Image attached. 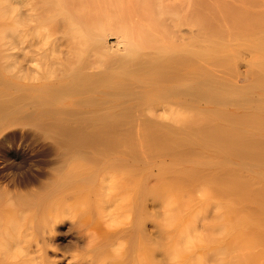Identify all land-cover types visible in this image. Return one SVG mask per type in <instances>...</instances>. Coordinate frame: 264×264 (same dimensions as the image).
Here are the masks:
<instances>
[{
	"label": "bare ground",
	"instance_id": "1",
	"mask_svg": "<svg viewBox=\"0 0 264 264\" xmlns=\"http://www.w3.org/2000/svg\"><path fill=\"white\" fill-rule=\"evenodd\" d=\"M0 1L5 4L0 2V47L19 48L15 58L19 63V101L15 102L20 103L23 112L30 110L42 119H50L44 122L48 127L54 124L52 120L60 121L56 117L63 111L68 118L74 115L75 120L79 114L83 117L81 122L78 116L80 125L73 118L71 123L66 118L59 122L69 121L61 123L63 126L54 121L62 126L57 128L56 124L55 128L69 129L72 122L76 123L79 127L71 125V130L86 129L85 134H92L101 146L108 140L122 145L127 130L136 131V135L138 131L147 132L151 146L144 144L146 139L139 142L142 140L147 149L151 147L150 155L140 148L142 144H137L135 133H131L134 138H129L130 145L134 142L132 154L136 152L138 158H143V153L150 156L145 163V175H153L151 167L156 164V175H183L197 183H210L213 196L225 202L229 220L227 240L243 243L239 256L245 257L246 264H264V0ZM97 8L109 18L100 17ZM117 8L125 16L121 25L117 20L123 18L116 15ZM199 26L210 37L208 45L200 41ZM113 35L117 37V49L109 44ZM242 48L250 52L245 61L250 80L245 78L247 83L238 85L242 82L236 84V79L226 78V71L224 77L221 73L226 68H238L235 65L240 60L235 59L240 55L236 54L235 61L231 55ZM204 62L212 68L202 66ZM216 69L221 70L215 71L221 76L213 72ZM232 74L231 70L228 76ZM35 118L38 124L41 120ZM9 138L17 140L18 136L11 134ZM87 140L93 144L92 139ZM158 143L165 144V150ZM63 152L56 148L55 155L67 157ZM163 153L170 156L168 162L154 161L155 156ZM82 155L84 158L85 154ZM39 176H18L15 188L27 189L38 182ZM13 198L16 199L13 196L9 201L12 205L16 201ZM5 214L8 216V212ZM2 234L1 239L6 237Z\"/></svg>",
	"mask_w": 264,
	"mask_h": 264
},
{
	"label": "rangeland",
	"instance_id": "2",
	"mask_svg": "<svg viewBox=\"0 0 264 264\" xmlns=\"http://www.w3.org/2000/svg\"><path fill=\"white\" fill-rule=\"evenodd\" d=\"M13 1L15 2V0ZM5 2L9 5V2ZM1 4L5 5L3 2ZM97 9L100 10L97 12L101 13V9ZM120 10L117 8L115 11L118 17L121 14ZM13 11L14 9L10 13ZM111 14L113 15V13ZM103 16H105L104 13ZM103 16L101 13L100 17L103 18ZM107 17L109 18V16ZM121 17L123 19H119V17L117 20L116 18L119 21L118 25L124 22V14ZM97 20L104 22L100 19ZM15 29H13L14 32ZM200 30L202 31L198 32L200 41L203 42V45H208L210 40L207 39L210 37L206 36L202 26L198 27V31ZM116 39V35L109 39V44L113 43L110 44L111 47H117ZM2 48L0 47V78L2 77V80L6 82H2L0 79V116H2L0 118V209H2L0 210V234L3 233L6 237L2 236L1 239L0 235L1 264H49L53 260L57 264H246L245 257L239 256L243 253V243L227 240L229 220L226 216L225 202L223 199L219 202L213 196L210 183L207 181L197 183L187 176L181 177L183 175H156L159 168L156 164L151 167L154 174L145 175V163L150 156L145 157L144 155L147 154L144 153L147 152L150 155L151 149V147L145 148L146 144L151 146L147 141V132L145 131H138V136L136 131L132 130L131 132L135 133V139L138 138L136 139L138 145L140 139L144 141L146 139L145 145L142 140V145L140 144L144 153L139 147H134V149L141 150L140 154L141 152L144 154L140 155L143 158H138L139 156L135 155L136 152L132 154L130 151H134L131 149L134 142L132 141L130 145L129 138L132 139L134 134L132 135L128 130L126 133L124 132L122 145L108 140L104 146H101L102 143H98L95 139L96 142L91 136L92 134L90 135L92 138L87 136L88 133L85 134L87 132L85 128H83L85 131L81 132L82 130L77 129L75 131L72 126L73 130H71L70 126L76 125V123L69 124V129H66L68 125L64 126L66 128L62 130L57 129L62 128L64 123L68 124V120L71 123L73 121L71 119H74V115L71 114L68 116H72V118H68L65 111L56 118L60 117V121L68 118V122L63 120L62 125L59 123L60 121L56 120L58 124L62 125L60 126L55 123V120H52L54 124L49 127L45 123L50 122V119L48 121V118L47 120L43 118L46 120L44 121L42 117L40 118L30 110L23 112L24 109L19 105L20 103L15 102L18 99L17 76L19 70V66H17L19 63L15 58L19 48L17 46L14 49L9 48V50L7 47ZM244 50L242 48L241 51H236L242 53L235 52V55L232 53L234 56L231 55L233 60L236 54L240 55L235 60L244 63L239 65L238 62H235V66L238 67L235 69V71L238 70L236 72L232 65L231 70L234 76L233 74L232 77L228 76L231 70L220 68L223 77L228 73L226 78L231 81L236 79L234 82L236 84L242 82L238 85L250 80V77L247 76L249 71L247 72V68H245L250 52L248 50L244 52ZM203 64L209 70L212 68L209 63L204 62L202 66ZM220 69H218L219 72H221ZM11 70L12 72H9ZM218 70H213V72L220 75L219 72H215ZM237 72L240 75H237L238 77L236 76ZM1 100L7 102L4 104L1 103ZM12 102L14 105L15 103L18 105L16 104V107L13 105V107L11 106ZM24 116L25 118H23ZM76 116L77 119L74 120L78 121L77 125H80V117H83L78 114L79 120ZM33 117H36L35 120L39 118L41 120H38L39 122L43 120V124L40 125L39 122L35 124ZM56 124L57 128H55ZM77 125L76 128L79 127ZM87 129L89 130V128ZM143 132L144 134H142ZM11 134H17L18 139H10L9 135ZM126 134L127 139L125 138ZM88 138L93 140V144H90L91 141L87 140ZM125 141L128 146L125 145ZM94 145L95 147H93ZM157 146L165 150V144L158 143ZM56 148L64 151L63 153L67 154V157L55 155ZM97 148H100V151ZM66 151L72 152L66 153ZM103 151L104 153H101ZM78 152L85 154V159ZM164 153L158 154L155 156L156 160H153L168 162L170 156L164 155ZM131 155L135 156V159L131 158ZM131 159L133 162H137V160L140 162L136 164ZM68 161L70 162L68 163ZM23 174L40 176L38 182L28 185L27 189L23 188L24 186L16 189V177ZM11 195L16 197V199L13 198L16 200L13 201V205L12 201L9 202L13 197ZM4 204L10 205L8 206L10 208L8 209ZM6 211L8 216L5 214ZM2 225L4 226L1 228ZM205 226L209 227L205 228ZM7 227L9 228L5 229ZM6 231H9L10 235ZM158 231L159 233H157ZM198 238L201 240L199 241ZM159 259H162V262Z\"/></svg>",
	"mask_w": 264,
	"mask_h": 264
}]
</instances>
